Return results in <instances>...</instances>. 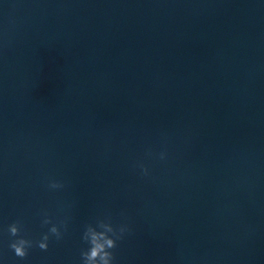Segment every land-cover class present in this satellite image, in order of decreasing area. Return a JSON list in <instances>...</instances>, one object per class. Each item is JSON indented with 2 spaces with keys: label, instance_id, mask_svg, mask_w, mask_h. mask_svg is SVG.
<instances>
[{
  "label": "water",
  "instance_id": "95a60500",
  "mask_svg": "<svg viewBox=\"0 0 264 264\" xmlns=\"http://www.w3.org/2000/svg\"><path fill=\"white\" fill-rule=\"evenodd\" d=\"M101 220L113 264H264V0H0V264Z\"/></svg>",
  "mask_w": 264,
  "mask_h": 264
},
{
  "label": "clouds",
  "instance_id": "9594fccd",
  "mask_svg": "<svg viewBox=\"0 0 264 264\" xmlns=\"http://www.w3.org/2000/svg\"><path fill=\"white\" fill-rule=\"evenodd\" d=\"M165 158V153H161V159ZM143 168L144 174H148L147 167ZM51 189H62L65 185L59 181H51L49 184ZM45 224L51 223L50 219H45ZM110 227L107 229V233H105V221L101 220L98 223V230L97 227L92 225H88L86 230L83 234V240L86 242L89 247L87 250H83L81 252L82 257V264H113L115 260L113 249L117 248V242L122 240L124 234L130 231V228L127 225H122L119 229L113 226L112 223L107 222ZM21 222L17 221L9 226V232L11 236L18 237L17 239L13 240L10 244V248L14 250V253L17 257L24 259L29 255V250L33 247L34 243L38 246L41 250L47 251L49 248V240L50 235H54L57 240L63 238V233L60 231V228L56 225H53L49 233H45L42 239L38 242H34L30 239L21 236ZM66 228V225H65Z\"/></svg>",
  "mask_w": 264,
  "mask_h": 264
}]
</instances>
